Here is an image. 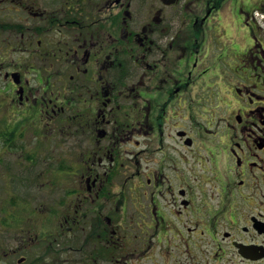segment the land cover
Returning a JSON list of instances; mask_svg holds the SVG:
<instances>
[{
	"label": "flooded vegetation",
	"instance_id": "obj_1",
	"mask_svg": "<svg viewBox=\"0 0 264 264\" xmlns=\"http://www.w3.org/2000/svg\"><path fill=\"white\" fill-rule=\"evenodd\" d=\"M44 1L0 0V264H264L260 1Z\"/></svg>",
	"mask_w": 264,
	"mask_h": 264
},
{
	"label": "rangeland",
	"instance_id": "obj_2",
	"mask_svg": "<svg viewBox=\"0 0 264 264\" xmlns=\"http://www.w3.org/2000/svg\"><path fill=\"white\" fill-rule=\"evenodd\" d=\"M42 1H43V3L40 6H38L40 8L45 7L47 5L46 4L47 2L45 3L44 0H42ZM259 1L260 2L258 3V5L262 8H264V0H259ZM228 3H229V1L224 4V7L226 6L225 9H227ZM12 5H14V4L10 3V4H4L3 6L0 7V26H1V30H0V59H1V61H2V59L7 58V57L9 58L10 61H11L12 57L15 58L14 60L23 57L21 52L18 49L23 48V44L25 43V40L21 39L22 34L11 33L10 29H9V25L11 23H13L14 21L16 23H20L22 25H25L24 22L28 23V22L32 21L31 17L27 13H25L23 10L15 13V9L12 8ZM233 14L237 19H239L238 21L240 22V26H242V28H243L242 20H241V18H242L241 6L239 4L233 6ZM255 16L257 19V25L259 27H261L260 32L262 33V35H264V23H263L264 22V12L263 11H257ZM21 20H24V22ZM230 20H232V16H231V14L229 15L227 13V11L225 10L223 12V21L226 24L225 26H227L228 21H230ZM231 29L234 30V28L232 26H231ZM242 34H243V29H241V28L238 29L236 34L234 35L235 40L238 41L241 38ZM15 48H17V49H15ZM4 71H1V72H4ZM4 80L5 79L3 78V76H0V86H4ZM1 90L4 91L3 88H1ZM3 95H4V93H1L0 98H2ZM8 123H9V115L8 114L2 115L0 117V133H1V131H3L7 127ZM24 125H26L25 122H23L20 126L22 127ZM13 159L16 160L15 158H11V160H13ZM33 189H34V196H33V200H34L38 196V195H36V193L39 194L41 191H40V188L36 187L35 185L33 186ZM45 203H46V201L38 198V200H34L33 206L35 208H38V207H41V205L45 204ZM40 224H41L40 218L38 216H34L33 217V224H32L33 230H38L40 228ZM53 244H54L52 246L53 249L50 250L49 252H47V258L48 259L45 257L40 258V256L37 254L39 251L43 252L44 250H42L40 248L33 247L32 252L30 253V260L28 263L31 262V264H58L57 256H56L57 246H56L55 242ZM43 254L45 255L44 252H43ZM81 254L82 253H77V256H76L77 260H79L80 262H82ZM68 256L74 257L73 253H70V255H68ZM77 260H76V262H77ZM66 261L68 263H71L72 260H69V257H67ZM16 263H17V261L14 260V264H16Z\"/></svg>",
	"mask_w": 264,
	"mask_h": 264
},
{
	"label": "trees",
	"instance_id": "obj_3",
	"mask_svg": "<svg viewBox=\"0 0 264 264\" xmlns=\"http://www.w3.org/2000/svg\"><path fill=\"white\" fill-rule=\"evenodd\" d=\"M8 133V132H7Z\"/></svg>",
	"mask_w": 264,
	"mask_h": 264
}]
</instances>
